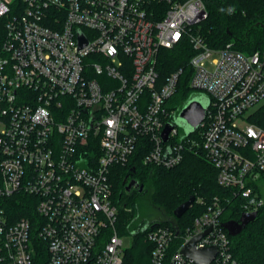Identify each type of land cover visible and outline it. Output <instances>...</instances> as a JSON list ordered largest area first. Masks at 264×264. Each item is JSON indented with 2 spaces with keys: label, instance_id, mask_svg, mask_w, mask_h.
Wrapping results in <instances>:
<instances>
[{
  "label": "built area",
  "instance_id": "1",
  "mask_svg": "<svg viewBox=\"0 0 264 264\" xmlns=\"http://www.w3.org/2000/svg\"><path fill=\"white\" fill-rule=\"evenodd\" d=\"M206 15L203 0H0L4 264H34L30 219L11 221L4 209L18 192L31 196L38 213L45 264H124L111 174L136 152L144 164L171 168L186 148H201L218 184L241 199L242 212L264 205V122L257 123L263 114H247L264 101V49L210 47L197 26ZM185 41L194 50L190 74L179 67L163 75L160 50ZM187 76L189 87L209 100L189 134L177 128L179 107L169 103ZM167 124L172 128L164 140ZM228 202L209 200L170 256L177 228L148 221L152 248L142 264H191L181 248L208 228L195 247L216 246L209 264H238L220 219Z\"/></svg>",
  "mask_w": 264,
  "mask_h": 264
},
{
  "label": "trees",
  "instance_id": "2",
  "mask_svg": "<svg viewBox=\"0 0 264 264\" xmlns=\"http://www.w3.org/2000/svg\"><path fill=\"white\" fill-rule=\"evenodd\" d=\"M203 2L207 15L197 26L210 47L221 48L230 44L231 48L246 53L264 49V0ZM4 33V20H0V47ZM193 54L194 50L188 41L172 49L160 50L163 75L179 67L186 69L187 75L190 74L189 59ZM188 81V76L182 78L176 92L170 97L169 103L174 107L181 108L191 97L193 90ZM262 114L261 118L264 120V112ZM142 156V152H136L130 162L112 168V201L119 207L116 227L130 232L133 237L132 246L124 251V264H142L149 261L152 244L146 240L145 230H142L148 221L170 224L177 228L179 235L170 244L167 254L170 256L180 244L181 234L191 226L193 218L204 210L205 204L214 196L223 200L229 198L220 218L222 222L239 219L242 212L241 199L231 195V187L218 184L217 169L201 148H186L182 161L171 168L144 164ZM262 178L264 181V176ZM128 179H135L142 185V189L135 187L127 190ZM190 195L195 196L192 206L181 217H174L173 210ZM198 199L202 202H198ZM138 200L148 201L160 213L155 219H142L138 222L134 209L130 207ZM4 202V209L11 221L20 217L30 219L34 264H45L47 252L44 241L36 236L38 213L31 196L18 192L6 198ZM257 212L256 218L239 234L229 235L231 251L238 264H264V205ZM0 264H4L1 259Z\"/></svg>",
  "mask_w": 264,
  "mask_h": 264
},
{
  "label": "water",
  "instance_id": "3",
  "mask_svg": "<svg viewBox=\"0 0 264 264\" xmlns=\"http://www.w3.org/2000/svg\"><path fill=\"white\" fill-rule=\"evenodd\" d=\"M78 42L80 46L87 43V39L83 33H79ZM205 101V102H204ZM200 100L198 98H189L188 101L181 107L179 111V117L182 118L186 123V128L184 132L189 134L193 132L199 125V123L204 119L206 114V108L209 104V100L205 97V100ZM172 128L171 124H167L163 131L162 137L164 140L168 139V132ZM132 186L137 187L139 190L142 189V185H139L135 179H130L126 185V189L129 190ZM195 196L190 195L188 199L181 202L173 210V215L176 218L181 217L194 203ZM257 211L253 212H242L239 219H229L223 221L221 225L227 230L228 234L235 236L239 234L245 226L253 221L257 216ZM149 222H146L142 228L145 230ZM210 228L206 229L203 233L198 236L193 237L188 242H186L181 248V252L192 260L191 264H209L217 252L216 246H207L203 248H196L195 242L205 233L209 232ZM178 233V231H176Z\"/></svg>",
  "mask_w": 264,
  "mask_h": 264
},
{
  "label": "rangeland",
  "instance_id": "4",
  "mask_svg": "<svg viewBox=\"0 0 264 264\" xmlns=\"http://www.w3.org/2000/svg\"><path fill=\"white\" fill-rule=\"evenodd\" d=\"M217 55L213 54L210 59L215 58ZM207 66L209 68H211V64L208 63ZM198 98L200 100H205L206 95L199 92V91H193L192 95L190 98ZM205 102V101H204ZM264 101L260 102L259 104H257L254 108H252L251 110H249V112L247 114H249L251 111L253 110H259V113H263L264 112ZM179 111L180 109H176L175 110V114L173 116V121L176 124L177 128L179 129V131L185 130L186 128V123L185 121L179 117ZM260 122H264V120L262 118H259ZM259 189L261 191V193L263 194L264 197V181H262L260 183ZM131 208L134 209L135 215H136V220L139 222L140 220H152L155 219V217L160 213L159 210H157L156 208L152 207L150 205V203L148 201H143V200H138L136 203H133L130 205ZM119 208V207H117ZM161 218V217H160ZM117 231L119 236L122 239V249L128 250L133 243V237L132 234L128 231H124V230H119L117 227Z\"/></svg>",
  "mask_w": 264,
  "mask_h": 264
},
{
  "label": "flooded vegetation",
  "instance_id": "5",
  "mask_svg": "<svg viewBox=\"0 0 264 264\" xmlns=\"http://www.w3.org/2000/svg\"><path fill=\"white\" fill-rule=\"evenodd\" d=\"M129 180H130V179H128V180H127V183L129 182ZM127 183H126V184H127ZM131 188H135V187H134V186H132Z\"/></svg>",
  "mask_w": 264,
  "mask_h": 264
}]
</instances>
